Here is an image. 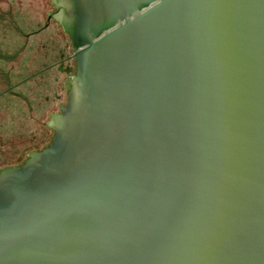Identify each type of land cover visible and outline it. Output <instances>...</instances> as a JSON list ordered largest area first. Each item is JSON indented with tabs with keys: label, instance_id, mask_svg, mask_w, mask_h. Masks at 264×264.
I'll return each mask as SVG.
<instances>
[{
	"label": "water",
	"instance_id": "95a60500",
	"mask_svg": "<svg viewBox=\"0 0 264 264\" xmlns=\"http://www.w3.org/2000/svg\"><path fill=\"white\" fill-rule=\"evenodd\" d=\"M39 2L62 46L0 264H264V0Z\"/></svg>",
	"mask_w": 264,
	"mask_h": 264
},
{
	"label": "rangeland",
	"instance_id": "374dc122",
	"mask_svg": "<svg viewBox=\"0 0 264 264\" xmlns=\"http://www.w3.org/2000/svg\"><path fill=\"white\" fill-rule=\"evenodd\" d=\"M46 18L39 0H0V161L33 149L62 46Z\"/></svg>",
	"mask_w": 264,
	"mask_h": 264
},
{
	"label": "flooded vegetation",
	"instance_id": "af4514ba",
	"mask_svg": "<svg viewBox=\"0 0 264 264\" xmlns=\"http://www.w3.org/2000/svg\"><path fill=\"white\" fill-rule=\"evenodd\" d=\"M50 25V20H49V18H48V16H47V18H46V24H45V27L43 26V28H46L47 26H49ZM42 28V29H43Z\"/></svg>",
	"mask_w": 264,
	"mask_h": 264
}]
</instances>
